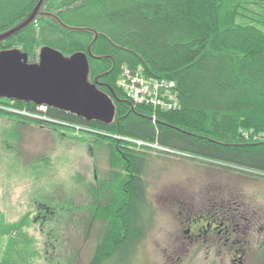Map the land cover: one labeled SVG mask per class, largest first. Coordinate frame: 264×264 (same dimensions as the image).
<instances>
[{"label":"trees","instance_id":"16d2710c","mask_svg":"<svg viewBox=\"0 0 264 264\" xmlns=\"http://www.w3.org/2000/svg\"><path fill=\"white\" fill-rule=\"evenodd\" d=\"M37 2L0 0V33L22 20ZM257 7L263 4L254 0H48L47 12L56 13L70 26L100 33L92 53L104 58L90 57L91 76L98 79L101 90L115 97L116 121L109 126L87 123L48 109L49 116L83 128L73 131L2 108L0 121L7 118L18 127L73 131L76 140L106 150L112 170L108 178L86 188V206L48 203L49 220L65 215L69 217L65 224L71 221L80 229L84 223L87 231H95L94 225L99 224L89 264L129 263L134 232H141L140 227L146 225L142 218V210L149 205L145 173L150 161L157 158L155 152L176 151L264 175V141L255 139L264 128V31L258 27L264 24V16ZM37 22L41 29L57 34L58 39L47 45L65 55L87 51L93 40L91 33L64 30L51 19ZM32 26L5 41V49L20 48L32 56L36 41L25 39ZM123 69L173 82L174 99L170 102H175V107L163 110L134 103L117 85ZM6 103L33 107L0 99V104ZM126 138L160 148L137 147ZM118 169L134 176L133 181L118 179ZM28 221L24 216L7 228L0 218V237L18 232L19 225ZM21 236L27 249L31 239L22 233L18 238ZM15 243L11 241L6 248L1 263L31 264L30 253L24 258L21 246ZM142 243L140 238L138 247Z\"/></svg>","mask_w":264,"mask_h":264},{"label":"rangeland","instance_id":"374dc122","mask_svg":"<svg viewBox=\"0 0 264 264\" xmlns=\"http://www.w3.org/2000/svg\"><path fill=\"white\" fill-rule=\"evenodd\" d=\"M254 1L263 4L262 8H257L258 13L264 16V0ZM41 26V23L35 25L25 37L36 41L35 55L41 47L50 46L47 45L48 41L58 39L55 32L41 29ZM258 27L264 31V24ZM73 131L64 136L56 133L52 127H18L13 120L5 118L0 121V218L9 228L28 216V223L19 225V231L31 239L26 249L25 237L17 239L19 231L11 232L9 238L0 237V264L13 237L17 242L15 244L21 246L24 258L26 252L30 253L31 264H89L96 246L95 235L99 233V224L94 225L95 231H87L84 223L78 229L71 221L64 223L68 221V216L58 214L49 220L50 212L39 208L41 205L48 207L50 202H73L86 206L89 199L86 188L95 185V177L98 181L108 178L107 173L112 170L108 165V154L100 149L91 152V142L76 140ZM168 152L160 156L155 152L157 158L152 159L146 169L149 205L148 209L142 210L146 225H158L165 221L162 215L165 204L161 197L167 191L192 193L200 189V180L205 177L195 163L208 160L176 151ZM118 170L121 173L116 174L118 179L127 180L128 174ZM244 189L255 193L264 190V186L246 181ZM148 220L154 224H147ZM151 235L145 233L144 241L138 247L137 264H148L156 246L151 241ZM115 264L120 263L116 261Z\"/></svg>","mask_w":264,"mask_h":264},{"label":"flooded vegetation","instance_id":"af4514ba","mask_svg":"<svg viewBox=\"0 0 264 264\" xmlns=\"http://www.w3.org/2000/svg\"><path fill=\"white\" fill-rule=\"evenodd\" d=\"M37 21L32 28L39 23ZM3 48L4 44L0 50ZM38 55L29 54V57L36 60ZM53 130L70 135L60 129ZM89 147L92 152L94 148ZM195 164L205 173L200 189L192 193L169 190L161 197L165 204L162 214L165 221L142 225L139 232L142 237L134 232L136 238L131 245L135 247L127 254L128 264H137L138 241L140 238L144 241L148 232L156 245L148 264H264V190L250 193L244 189L246 181L264 186V175L212 160ZM96 178L95 185L99 183ZM133 179L134 176L128 174L125 181ZM41 206L39 208L50 212L47 206ZM147 224L154 222L148 220Z\"/></svg>","mask_w":264,"mask_h":264},{"label":"water","instance_id":"95a60500","mask_svg":"<svg viewBox=\"0 0 264 264\" xmlns=\"http://www.w3.org/2000/svg\"><path fill=\"white\" fill-rule=\"evenodd\" d=\"M48 0H39L18 23L0 33V48L5 41L23 33L40 18L51 19L70 32L91 33L93 40L87 51L65 55L51 46H43L38 58L31 60L20 48L0 50V99L35 106H46L76 116L87 123L112 125L116 121L115 97L99 88L92 79L90 57L98 36L89 27L66 24L56 13L44 8ZM171 151V150H170Z\"/></svg>","mask_w":264,"mask_h":264},{"label":"built area","instance_id":"2783aa9c","mask_svg":"<svg viewBox=\"0 0 264 264\" xmlns=\"http://www.w3.org/2000/svg\"><path fill=\"white\" fill-rule=\"evenodd\" d=\"M117 85L123 89L127 96L136 104H149L163 110H170L176 105L175 102H170V100L174 99V94L172 92L174 88L173 82L164 79L145 77L142 75V73L132 74L128 69H123L118 79ZM0 108L10 113L22 115L32 120L35 119L37 121H42L49 124L64 125L76 130L83 129L79 125L75 126L49 116L48 109L50 108L46 106L33 105V107H17L14 104L6 103L0 104ZM255 139L258 141H264V128L260 134L255 136ZM126 140L134 143L137 147L151 146L160 148L157 145L148 144L139 140L128 138H126Z\"/></svg>","mask_w":264,"mask_h":264}]
</instances>
